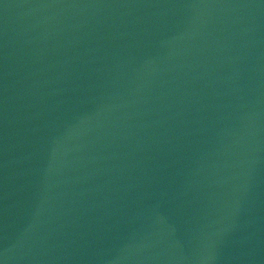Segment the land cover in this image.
<instances>
[{
	"label": "water",
	"instance_id": "obj_1",
	"mask_svg": "<svg viewBox=\"0 0 264 264\" xmlns=\"http://www.w3.org/2000/svg\"><path fill=\"white\" fill-rule=\"evenodd\" d=\"M0 264H264V0H0Z\"/></svg>",
	"mask_w": 264,
	"mask_h": 264
}]
</instances>
